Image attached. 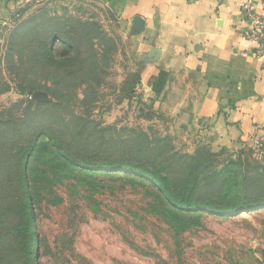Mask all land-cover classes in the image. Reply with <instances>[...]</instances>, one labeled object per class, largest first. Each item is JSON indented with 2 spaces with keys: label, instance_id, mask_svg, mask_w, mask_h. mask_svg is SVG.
Masks as SVG:
<instances>
[{
  "label": "rangeland",
  "instance_id": "rangeland-1",
  "mask_svg": "<svg viewBox=\"0 0 264 264\" xmlns=\"http://www.w3.org/2000/svg\"><path fill=\"white\" fill-rule=\"evenodd\" d=\"M66 12L97 22L112 40L83 43L95 45L98 56L87 53L88 71L74 78L50 66L42 52L38 60L30 52L49 30H60ZM50 42L58 54L60 43ZM129 47L115 14L96 1L0 0V119L14 122L7 130L17 125L25 137L40 125L59 129L74 111L106 137L128 138L129 130L139 129L169 138L179 153L194 154L201 146L191 151L165 133L162 119L152 122L150 112L139 113L137 102L124 97L141 64ZM28 83L38 87L21 89ZM87 84L93 93L88 97ZM35 93L42 94L39 100ZM207 148L215 169L229 161L264 166V149ZM45 177L32 193V237L22 238L18 218L0 224V264H18L29 247L38 264H264V207L228 216L186 215L166 207L147 182L122 172L79 175L52 167Z\"/></svg>",
  "mask_w": 264,
  "mask_h": 264
},
{
  "label": "trees",
  "instance_id": "trees-1",
  "mask_svg": "<svg viewBox=\"0 0 264 264\" xmlns=\"http://www.w3.org/2000/svg\"><path fill=\"white\" fill-rule=\"evenodd\" d=\"M65 15L60 30H49L42 41L32 44L30 52L34 60L42 52L50 66L60 69L65 77L74 78L88 71V62L84 60L87 53L92 58L98 56L95 45L84 47L83 43L99 40L112 45V40L97 22L67 12ZM51 40L60 43L58 54L52 49ZM162 77L155 92L159 91ZM139 81L137 72L123 88L124 97L135 98ZM25 87L21 89L33 90L38 86L28 83ZM84 93L86 97L93 95L89 84ZM13 123L0 119V224L7 218H18L22 238L32 237V193L52 167L79 175L82 171L122 172L137 177L151 186L166 207L186 215L201 212L228 216L264 207V166H241L229 161L222 169H215L206 146L196 149L194 154H182L175 151L169 138L155 137L139 129L129 130L128 138L106 137L104 130L81 120L74 111H70L69 119H64L59 129L40 125L30 129L25 137L16 129L17 125L7 130ZM8 133L10 140L2 139ZM41 166L46 167V174L39 173ZM3 170L12 173L5 175ZM28 251L25 257L17 259L18 264H38L33 250L29 247Z\"/></svg>",
  "mask_w": 264,
  "mask_h": 264
},
{
  "label": "crops",
  "instance_id": "crops-1",
  "mask_svg": "<svg viewBox=\"0 0 264 264\" xmlns=\"http://www.w3.org/2000/svg\"><path fill=\"white\" fill-rule=\"evenodd\" d=\"M93 1L115 14L141 62L139 113L191 151L249 148L250 138L264 149V59L244 39V5L264 15V0Z\"/></svg>",
  "mask_w": 264,
  "mask_h": 264
},
{
  "label": "built area",
  "instance_id": "built-area-1",
  "mask_svg": "<svg viewBox=\"0 0 264 264\" xmlns=\"http://www.w3.org/2000/svg\"><path fill=\"white\" fill-rule=\"evenodd\" d=\"M244 9L246 11V18L249 26L248 30L244 32V39L249 44V50L253 52L257 58L264 59V15L253 13L249 3L244 5ZM250 141L254 152L261 154L263 148L260 143L254 138H250Z\"/></svg>",
  "mask_w": 264,
  "mask_h": 264
},
{
  "label": "water",
  "instance_id": "water-1",
  "mask_svg": "<svg viewBox=\"0 0 264 264\" xmlns=\"http://www.w3.org/2000/svg\"><path fill=\"white\" fill-rule=\"evenodd\" d=\"M41 96H42V94L35 93V94H33L32 98L34 100H39L41 98Z\"/></svg>",
  "mask_w": 264,
  "mask_h": 264
}]
</instances>
